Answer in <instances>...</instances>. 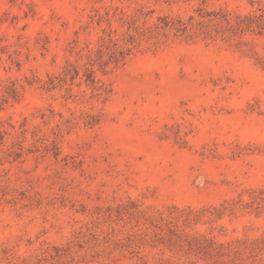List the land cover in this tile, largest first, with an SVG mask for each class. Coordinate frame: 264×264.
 <instances>
[{"label":"rangeland","instance_id":"obj_1","mask_svg":"<svg viewBox=\"0 0 264 264\" xmlns=\"http://www.w3.org/2000/svg\"><path fill=\"white\" fill-rule=\"evenodd\" d=\"M260 6L0 0V264H264V31L160 27Z\"/></svg>","mask_w":264,"mask_h":264},{"label":"trees","instance_id":"obj_2","mask_svg":"<svg viewBox=\"0 0 264 264\" xmlns=\"http://www.w3.org/2000/svg\"><path fill=\"white\" fill-rule=\"evenodd\" d=\"M258 12H252L244 15L237 14L231 19L224 11H200L199 19H195L194 16H189L186 21L182 19L165 20L160 27H171L176 32L184 33L189 31V36L201 35L205 39L216 40H228L235 36H241L244 31H253L255 33H261L264 31V6L257 8ZM134 41V38L130 37V44ZM243 41H237V44H242ZM132 47H127L125 50L119 49L116 46V42L112 39V35L109 33L106 37H101V44L95 51H88L86 54V63L83 69L84 81L95 87V69L94 65L104 73L105 67L109 62L115 64L124 62L125 56L128 55ZM106 57V58H105ZM79 68L77 65L68 63L64 66L61 74L53 75L48 78V87L53 88L56 84L65 83L67 80H73L78 76ZM99 95H107L110 93V89L101 84L96 88Z\"/></svg>","mask_w":264,"mask_h":264}]
</instances>
